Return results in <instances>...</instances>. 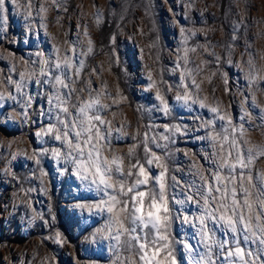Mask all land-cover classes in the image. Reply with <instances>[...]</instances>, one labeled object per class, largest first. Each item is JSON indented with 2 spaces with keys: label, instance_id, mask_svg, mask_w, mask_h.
I'll return each instance as SVG.
<instances>
[{
  "label": "rangeland",
  "instance_id": "374dc122",
  "mask_svg": "<svg viewBox=\"0 0 264 264\" xmlns=\"http://www.w3.org/2000/svg\"><path fill=\"white\" fill-rule=\"evenodd\" d=\"M20 2V8L10 2L7 4L8 23L0 31V73L18 81L25 61L38 60V52L47 56L53 51V45H58L63 54L65 40L79 41L80 47L86 49L87 39L83 36L86 28L93 52L80 57L85 60L81 83L91 80V87L97 91L105 83L106 91L112 96H116L119 88L126 97L118 105L103 100L111 105V111L103 113L106 119L112 120L116 127L123 125L128 133L127 137L113 141L118 154L128 152V145L134 143L131 137L138 129L143 132L151 124L153 132H163L165 124H187L193 129L189 135L177 136L176 143L169 145L174 150L170 164L177 169L174 174L178 178L191 179L188 166L192 160L184 151L200 153L205 147L203 141L195 139L203 130L195 131L199 121L193 118H207L210 114L198 105H193L189 113L175 101L180 70L175 73L172 70L177 56L183 54L177 51L181 44L180 26L196 30L189 45L198 43L208 47V51L198 48L190 54L189 67L202 66V60L210 61L197 77L198 82L202 80L201 97L207 96L209 103L219 100L225 108L231 103L234 121L243 114L245 97L251 103L255 95L257 103L264 106V94L250 86L246 78L249 59H254L258 68L264 67V0H59V8L53 0H31L30 17L25 15L28 0ZM41 6L48 9L47 13L38 12ZM156 37L159 38L157 46L150 48L149 44ZM209 52L219 56L220 61L217 63ZM13 64L16 70L10 72ZM149 69L158 84L159 70L167 82L165 88L173 85L168 99L175 120L156 110L159 102L155 100V89H147ZM209 70L217 73L211 77V82L207 78ZM221 72L228 77V94L224 93ZM258 83L264 87V82ZM47 87L39 88L33 81L24 89L34 97L32 106L27 109L21 103L27 97L16 91L15 84L8 90L17 99L0 102V264H110L107 241L103 242L102 249L101 243H93L91 238L103 221L74 208L80 195L76 187L79 181L67 173L61 174L63 165H58L51 155L53 148L61 146L60 142L51 136L36 135L42 127L55 123L54 118L41 115L49 109ZM0 91H5L3 85ZM249 110L254 116L260 112L259 108ZM112 112L116 113L115 117ZM255 123L253 120L251 126ZM245 139L250 141L248 146L264 144L259 130L248 133ZM45 149L47 153L37 157L40 159L37 165L33 152ZM137 152L143 155L142 146ZM256 167L264 171V159L257 161ZM42 171L48 175L43 176ZM194 210V206L189 209ZM56 231L62 233L66 243L54 242ZM173 234L181 241L190 239L193 245L197 243L193 238L194 230L187 225L181 227L177 222ZM185 264H188L186 259Z\"/></svg>",
  "mask_w": 264,
  "mask_h": 264
},
{
  "label": "snow or ice",
  "instance_id": "6c2138e0",
  "mask_svg": "<svg viewBox=\"0 0 264 264\" xmlns=\"http://www.w3.org/2000/svg\"><path fill=\"white\" fill-rule=\"evenodd\" d=\"M9 2L15 8L21 7L20 0H0V31L8 23ZM53 4L57 8L61 6L59 0H53ZM32 7L28 0L26 17L32 15ZM47 11L43 6L38 10ZM96 19L98 23L99 15ZM44 27L46 30V25ZM195 35L196 30L180 26L181 44L177 51L183 54L177 56L172 70L173 73L180 70L175 101L189 113L193 111V105H198L210 114L207 118H193L199 121L195 131L203 130V134L195 139L203 141L205 147L200 153L184 151V155L192 160L188 166L191 179L178 178L174 174L177 169L170 164L174 150L169 145L176 143L177 136L189 135L193 129L187 124H165L163 132H153L154 125L150 124L143 132L138 129L131 137L134 143L128 145L126 154L116 152L113 141L127 137L128 133L123 125L116 127L112 120L106 119L103 113L111 111V105L103 100L118 105L126 97L119 88L116 96H112L106 91L105 83L99 91L91 87V80L81 83L85 60L80 57L93 52L86 28L83 32L87 39L86 49L80 47L79 41L65 40L63 54L58 45H53V51L47 56L38 52V60L25 61L24 69L18 73V81L0 73V85L5 87V91H0V102L17 99L8 90L15 84L16 91L27 97L26 101H21L25 109L32 106L34 97L24 89L33 81L39 88L48 86L45 92L49 109L41 115L54 118L55 123L42 127L36 135L51 136L60 142L61 146L53 148L51 155L58 165H63L61 174L67 173L79 181L76 187L80 189V195L74 208L103 221L91 238L93 243L100 242L102 249L105 247L103 242L107 241L110 264H185V259L188 264H264V171L256 167L257 161L264 159V144L248 146L250 141L245 139L255 130L264 136V106L257 103L255 95L251 97V103L245 97L243 114L234 121L231 103L225 108L219 100L209 103L207 96L201 97L202 80L198 82L197 77L203 74L204 66L210 61L202 60V66L189 67L191 53L197 52L198 48L208 51L206 45H189ZM158 39L154 38L149 47L155 48ZM209 55L217 63L221 59L214 52ZM246 64L249 85L264 94V87L258 83L264 82V67L258 68L254 59H249ZM15 70L13 64L9 71ZM209 72L207 78L211 82V77L217 73ZM220 77L224 93L228 94L227 74L221 72ZM147 79V89H155V100L159 102L156 110L175 120L168 99L173 85L168 84L165 88L167 82L159 70V84L150 69ZM250 108H259V114L254 116ZM111 114L116 115L115 112ZM23 115L28 116L26 110ZM253 120H256L254 127L251 126ZM114 132L118 135L114 136ZM141 146L142 156L137 152ZM154 149L162 151L158 153ZM46 153V149L39 153L34 150L37 165H40L37 157ZM42 175L48 173L42 171ZM193 206L195 210L189 211ZM177 222L181 227L187 225L194 230L195 245L190 239L181 241L173 234ZM53 240L66 243L60 231L55 232Z\"/></svg>",
  "mask_w": 264,
  "mask_h": 264
}]
</instances>
